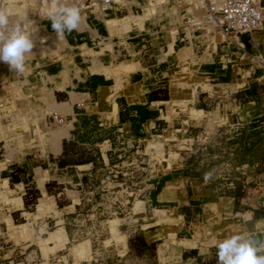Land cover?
Returning a JSON list of instances; mask_svg holds the SVG:
<instances>
[{
	"label": "rangeland",
	"instance_id": "obj_1",
	"mask_svg": "<svg viewBox=\"0 0 264 264\" xmlns=\"http://www.w3.org/2000/svg\"><path fill=\"white\" fill-rule=\"evenodd\" d=\"M196 2L197 18L209 23L202 0ZM136 5L137 0H122L119 5L112 1L111 7L103 8L96 0H2L0 10L7 13L9 23L0 29V39L23 23L25 31L33 33L35 48L26 54L23 74L0 63V112L8 109L7 96L28 98L23 90L27 75L40 73L43 66L69 69L92 60L88 65L101 67L97 61L109 58L119 67L121 44L134 36L137 21L146 16ZM57 6L79 9L76 30L60 36L52 31L48 17ZM218 88L219 92H209V100L190 104L212 110L205 123L197 115L188 127L183 123L145 134L114 129L107 143L98 132L91 135L102 152L98 145L90 152L76 149L78 153L68 159H90L92 167L81 176H59L58 182L49 177L46 191L42 183L47 176H36L40 192L29 182L23 204L20 184L16 187L0 176V264H156L155 242L143 244L142 231L179 218L173 207L148 199L159 182L166 185H158L151 199L161 204L199 203L208 194L207 187L220 195L232 192L235 203L241 200L240 208L264 199V107L249 102L248 92L230 91L226 83ZM13 117L29 120L17 110ZM63 124L52 129L56 123H49L46 129L53 152L55 134ZM22 127L29 129L26 121ZM11 138L9 144H21L17 135ZM9 144L4 143L8 155L15 151ZM166 228L159 227L156 233ZM178 233L187 234L183 229ZM154 234L147 232L149 238ZM169 238L173 239L172 232L165 236Z\"/></svg>",
	"mask_w": 264,
	"mask_h": 264
},
{
	"label": "crops",
	"instance_id": "obj_2",
	"mask_svg": "<svg viewBox=\"0 0 264 264\" xmlns=\"http://www.w3.org/2000/svg\"><path fill=\"white\" fill-rule=\"evenodd\" d=\"M113 1L119 5L122 0ZM196 1L137 0L136 8L146 11V16L137 21L134 36L121 44L119 67L109 58L97 61L104 69L88 65L92 60L75 65L78 68L74 70L50 64L41 67L40 73L27 75L23 86L27 99L4 98L8 109L0 112V176L16 187L20 184L17 188L21 189L22 204L29 182L40 192L36 176H47L42 183L46 191L49 177L58 182L59 176H81L84 169H90V159L68 158L78 153L76 149L90 152L98 145L101 151L91 136L97 132L107 143L114 129L145 134L183 123L188 127L197 115L205 123L212 110L190 104L209 100V92H219L221 83L230 91L248 92L249 102L257 101L264 107V0H255L262 7L261 28L236 35L225 33L214 22L198 19ZM117 69L119 72L114 73ZM16 110L29 120L17 121L13 117ZM53 112L65 123L55 134L54 152L46 129L49 123H56L54 129L63 122L54 118ZM25 121L27 131L22 127ZM12 135L20 137L21 144H9ZM5 142L13 146V154H6ZM158 185L165 186L166 182ZM158 185L148 199L173 207L179 218L142 231L146 243L155 242L156 264H217V245L233 235L264 243V212H260L264 211V199L240 208L241 200L235 203L232 192L220 195L207 187L208 194L199 203L161 204L151 199ZM175 192L178 194L177 189ZM162 226L168 228L156 233ZM182 229L187 234H179ZM152 231L155 234L149 238L147 232ZM170 232L173 239L166 240ZM259 254L264 255V247Z\"/></svg>",
	"mask_w": 264,
	"mask_h": 264
},
{
	"label": "clouds",
	"instance_id": "obj_3",
	"mask_svg": "<svg viewBox=\"0 0 264 264\" xmlns=\"http://www.w3.org/2000/svg\"><path fill=\"white\" fill-rule=\"evenodd\" d=\"M48 19L52 31L60 36L78 28L80 12L73 6H57ZM8 23L7 13L0 10V29L6 28ZM32 36L33 33L25 31L23 23L16 24L6 39H0V63L23 74L26 70V54L33 53L35 48ZM210 176L211 173L205 174L206 179ZM262 247L264 243L255 238L245 239L240 235H233L217 245V264H264V255L259 254Z\"/></svg>",
	"mask_w": 264,
	"mask_h": 264
},
{
	"label": "built area",
	"instance_id": "obj_4",
	"mask_svg": "<svg viewBox=\"0 0 264 264\" xmlns=\"http://www.w3.org/2000/svg\"><path fill=\"white\" fill-rule=\"evenodd\" d=\"M105 7L111 0H96ZM204 13L210 20H216L221 29L227 34L253 32L262 26V7L255 0H202ZM58 121L64 120L52 115Z\"/></svg>",
	"mask_w": 264,
	"mask_h": 264
},
{
	"label": "bare ground",
	"instance_id": "obj_5",
	"mask_svg": "<svg viewBox=\"0 0 264 264\" xmlns=\"http://www.w3.org/2000/svg\"><path fill=\"white\" fill-rule=\"evenodd\" d=\"M113 0H111V2H112ZM111 4V3H110ZM210 22H214L215 24H217L218 25V23H217V21L216 20H210Z\"/></svg>",
	"mask_w": 264,
	"mask_h": 264
},
{
	"label": "trees",
	"instance_id": "obj_6",
	"mask_svg": "<svg viewBox=\"0 0 264 264\" xmlns=\"http://www.w3.org/2000/svg\"><path fill=\"white\" fill-rule=\"evenodd\" d=\"M25 201V200H24ZM143 244H147L144 240H143ZM149 244H152V245H154V243L153 242H150Z\"/></svg>",
	"mask_w": 264,
	"mask_h": 264
}]
</instances>
